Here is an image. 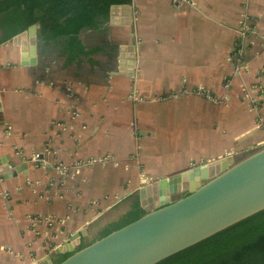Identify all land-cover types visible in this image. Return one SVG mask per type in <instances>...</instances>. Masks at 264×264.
Here are the masks:
<instances>
[{"label": "crops", "instance_id": "0c3cea01", "mask_svg": "<svg viewBox=\"0 0 264 264\" xmlns=\"http://www.w3.org/2000/svg\"><path fill=\"white\" fill-rule=\"evenodd\" d=\"M80 40L97 51L67 66L38 29L0 44V264H55L156 208V181L264 143V99L243 96L264 67V0H132ZM46 146L52 166L30 163Z\"/></svg>", "mask_w": 264, "mask_h": 264}, {"label": "water", "instance_id": "95a60500", "mask_svg": "<svg viewBox=\"0 0 264 264\" xmlns=\"http://www.w3.org/2000/svg\"><path fill=\"white\" fill-rule=\"evenodd\" d=\"M36 29L39 24L16 36L33 37ZM30 53V61L22 53L23 65L36 63L35 45ZM7 167L0 165V173ZM150 191L158 199L156 208H144L137 220L77 251L69 245L66 251L73 253L59 264H156L263 210L264 143L239 158L228 156L160 179ZM181 192L187 195L175 198Z\"/></svg>", "mask_w": 264, "mask_h": 264}, {"label": "trees", "instance_id": "16d2710c", "mask_svg": "<svg viewBox=\"0 0 264 264\" xmlns=\"http://www.w3.org/2000/svg\"><path fill=\"white\" fill-rule=\"evenodd\" d=\"M132 0H0V44L30 26L39 24L38 37L42 55L53 47L59 49L65 66L95 54L80 40L85 30L98 28L109 18L113 5ZM187 195L185 193L183 196ZM138 204L131 214L102 234V237L141 217ZM101 237V238H102ZM83 248L79 246L74 251ZM73 252L62 255L59 264ZM156 264H264V209L179 251Z\"/></svg>", "mask_w": 264, "mask_h": 264}, {"label": "built area", "instance_id": "2783aa9c", "mask_svg": "<svg viewBox=\"0 0 264 264\" xmlns=\"http://www.w3.org/2000/svg\"><path fill=\"white\" fill-rule=\"evenodd\" d=\"M250 30L249 27H247L246 25H242L241 27V31H240V34L241 36H246V34L248 33V31ZM229 60L231 61V63L233 64V67H234V73L235 74H238L239 71L242 70L243 68V49L241 48L240 45H237L235 46L229 53ZM264 76V67L258 72V82L256 84H254L253 86H251L250 89H247L244 91V94L243 96L245 98H247L249 100V102L251 103V107L252 108H255L257 109L258 106H259V101L264 99V91H262V93L260 94H256V95H250V92L252 91H255L256 89L258 90L261 86L259 85L260 83V79ZM226 87L229 86V81L226 82L225 84ZM201 94H204L206 97H209V95H206L205 93H201ZM263 127H264V123L261 124ZM44 153L47 154V153H51L50 149H49V146H46L44 148V151L43 153H34L30 159H29V162L30 163H33L35 166H40V167H43V168H49L50 166H52L51 164V161L47 160L46 158H44ZM100 160H105L104 159H100ZM97 160L96 159H92V160H88V161H85L84 163H77V165L75 166V169H79L81 167V165H89V164H92V163H96ZM55 169L57 171H59L60 173H63L67 170V167L63 166L62 164H57L55 166Z\"/></svg>", "mask_w": 264, "mask_h": 264}, {"label": "rangeland", "instance_id": "374dc122", "mask_svg": "<svg viewBox=\"0 0 264 264\" xmlns=\"http://www.w3.org/2000/svg\"><path fill=\"white\" fill-rule=\"evenodd\" d=\"M256 148V147H255ZM202 164H204V163H202ZM202 164H198V165H194L193 167H191L190 169H193V168H195V167H199V166H201ZM201 183V182H200ZM182 194V196H183V194H185V192H181L179 195H181ZM176 198V197H175ZM58 261V260H57Z\"/></svg>", "mask_w": 264, "mask_h": 264}, {"label": "flooded vegetation", "instance_id": "af4514ba", "mask_svg": "<svg viewBox=\"0 0 264 264\" xmlns=\"http://www.w3.org/2000/svg\"><path fill=\"white\" fill-rule=\"evenodd\" d=\"M183 195H184V194H183ZM179 196H182V194H181V195H177V196H175V197L177 198V197H179Z\"/></svg>", "mask_w": 264, "mask_h": 264}]
</instances>
